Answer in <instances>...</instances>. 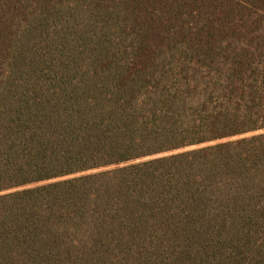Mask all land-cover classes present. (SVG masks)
I'll use <instances>...</instances> for the list:
<instances>
[{
	"label": "trees",
	"instance_id": "obj_1",
	"mask_svg": "<svg viewBox=\"0 0 264 264\" xmlns=\"http://www.w3.org/2000/svg\"><path fill=\"white\" fill-rule=\"evenodd\" d=\"M0 264H264V0H0Z\"/></svg>",
	"mask_w": 264,
	"mask_h": 264
}]
</instances>
